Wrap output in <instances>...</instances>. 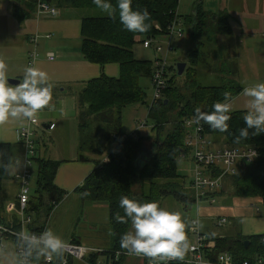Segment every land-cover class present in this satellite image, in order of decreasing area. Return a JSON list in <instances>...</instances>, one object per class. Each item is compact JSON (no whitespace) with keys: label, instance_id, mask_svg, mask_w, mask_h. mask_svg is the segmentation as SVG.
<instances>
[{"label":"trees","instance_id":"obj_1","mask_svg":"<svg viewBox=\"0 0 264 264\" xmlns=\"http://www.w3.org/2000/svg\"><path fill=\"white\" fill-rule=\"evenodd\" d=\"M9 1L12 3L11 14L19 20L36 14L37 0ZM45 1L58 9H98L93 0ZM111 2L113 5L116 4V0ZM177 5L178 0H132L134 9L146 8L150 13L152 26L146 33H133L123 29L119 23L118 10L115 19H110L106 14L81 15L82 58L100 65L101 68L107 63H116L119 66L118 77H108L101 72L98 77L86 81L79 91V104L85 108L81 114L93 116L94 119L102 115L108 122L113 119L114 125H107L108 131L104 135L96 129L94 135L80 143L79 151L83 145H88L94 154L107 152L108 161H98L96 167L85 177L82 185L76 188L82 200L107 205L112 233L111 251L115 253L126 251L120 247L119 237L132 230L131 221L120 224L115 219L117 214L123 215V209L119 207L122 195L134 197L140 202L154 200L158 203L170 196L184 208L189 204L194 205V195L189 197L184 191L186 188H191L190 182L186 183L177 168L178 157L186 150L183 119L194 117L197 108L211 112L214 103L224 101L226 92L231 94V99L241 91L239 86L231 87L234 80L223 81L221 86H201L194 76V69L187 68L186 65L184 71H186L187 81L184 87L188 88V93L180 94L178 92L180 87L174 83V80L167 79L162 98L150 105L145 90L139 84V79L142 77L151 79L154 63L151 60L135 58L132 47L145 38L163 35L175 17L181 18L177 13ZM207 18L209 20L219 18L221 26L213 30ZM215 18L207 17V14L201 10V4H197L195 14L184 18L188 39L195 41L209 27L212 32L227 34L229 32L228 16L215 15ZM211 40L212 36L207 41ZM199 43L203 44L200 41ZM197 57L198 51L193 50L190 63L194 66L198 63ZM169 70L177 72L176 67L173 66H168L167 72ZM222 70L227 71L224 67ZM134 103L148 107L147 116L152 122L150 134L145 138L140 135H125L122 138L124 135L120 130L122 110ZM245 114L246 111L231 112L229 128L224 133L213 130L203 123L204 134L209 136L214 144L218 143L216 139L220 138L222 147L254 145L259 148L258 158L250 163H238L236 173L229 177L236 196L258 197L264 206V133L256 135L254 130L249 129L248 137H240V129L246 127L243 119ZM166 125L169 126L167 129H165ZM86 126L87 123L80 124L79 128L83 129ZM151 132L154 134L151 135ZM161 132H164L162 138H160ZM114 135L117 138H114ZM95 137H98L97 140ZM109 138L115 140V144L111 147H108ZM146 140L150 141L152 151L140 162L138 155ZM12 148L8 144H0V189L4 179L10 177L14 164ZM79 155L84 156V154ZM33 163L37 170L35 194L30 196L26 212L34 213L31 217L32 222L28 225L29 231L40 233L48 213L60 202L64 193L54 183L59 161L35 156ZM219 171V167H215L214 175H218ZM0 200V223L11 225L13 229L19 230L20 221L17 215L7 218L4 214L5 205L1 198ZM189 226L190 224L186 227L188 233ZM209 236L215 242L212 257L222 251H228L235 261L253 260L255 257H260L264 261V233L244 235L238 231L234 236ZM245 241H248L247 246L244 245ZM97 254L98 252H90L87 260L93 262L92 258ZM71 260L69 257L65 264H71ZM111 260H114V255ZM61 261L62 259H54L51 264H62ZM32 263L37 264V261L33 259ZM39 264L49 263L42 257ZM171 264L184 263L176 261Z\"/></svg>","mask_w":264,"mask_h":264},{"label":"crops","instance_id":"obj_2","mask_svg":"<svg viewBox=\"0 0 264 264\" xmlns=\"http://www.w3.org/2000/svg\"><path fill=\"white\" fill-rule=\"evenodd\" d=\"M197 4H201V10L206 14H226L228 16L229 32L227 34L235 32L233 37L237 42L233 41V51L237 53V56H234L233 51L231 55H225L223 52L220 53L216 50V53L215 51L213 53L212 68L216 73H227L226 70H222L223 67L225 69L229 67L231 61L234 62L235 68L238 64V73L242 75L243 79H241L242 84L239 86L241 91L231 98L235 109L232 112L246 111L247 98L243 96V88L247 84L264 82V0H198L193 7V11ZM11 5V1L0 0V58H3L8 64V78H19L22 81L24 68L26 66H35L48 73L49 82L53 86L50 105L40 110L37 115L42 127L38 128L37 131L41 132L42 136L54 131H56V134L58 132L63 133L65 130L64 123L73 119L78 123H74L75 127L79 128L78 117L85 109L79 104V91L86 81L98 77L101 72L108 77H118V64L107 63L101 68L100 65L82 58L80 52L82 14L74 15L67 9L56 8L55 15L35 14L30 18L19 20L11 14ZM189 15H180V17H183L184 21V18ZM220 35H217L219 36L217 43L220 45L219 48H224L226 47V41ZM240 49L253 59L250 61L249 70L246 69L248 64L235 61L241 54ZM34 51L36 56L32 58L31 54ZM50 55H52L51 58ZM147 115L148 107L146 105L134 103L125 107L122 110L120 121V128L123 134L140 135L144 138L149 135V126H151L152 122ZM25 121L10 120L8 123L0 125V144H8L13 147L14 164L11 168L12 175L20 169L19 167L16 170L15 163V159L20 158L22 155L17 130ZM142 121L146 122V127L138 130V123ZM50 123L55 124L53 129L48 128ZM207 137L211 140L209 136ZM114 144L108 143V147ZM50 146L51 144L47 145L45 141L42 142L40 146L41 152L47 154ZM78 151L79 143L76 149L77 154L72 157L64 158L59 155L47 157V159L59 161L54 183L64 195L60 202L53 207V209H56L57 214H53V211L48 213L44 223L45 229L51 228L66 242L99 250L97 256L92 258L93 262L72 259L71 264H144V261L139 258H124V256L117 255L115 251H111V238L102 236L100 232L103 229L107 230L110 226L106 204L93 203L91 215L85 209H83L80 216L75 215L76 205L81 199L79 193L76 192V188L82 185L85 177L96 167V163L103 161L107 157V152L104 154L92 153V156H80ZM149 152V147L146 143L143 144L138 155L140 162L146 158ZM36 156L45 158V156L37 153ZM85 156L87 157L86 159L84 158ZM226 178L223 181L224 186L219 192L214 193V197L220 196L225 205H232L234 198L238 196L234 194L232 184L226 183ZM226 187L231 188L230 193L224 192ZM1 195L6 209L4 214L7 215V212L9 214L12 213V210L17 206V195L14 201L5 200L3 193ZM65 200L72 201L69 209H74V212L68 210L65 220L63 219L64 216L56 219L60 211L59 208ZM12 207L14 208L12 209ZM98 209H101L99 211L101 216L96 214ZM222 216L224 215H218L217 218ZM52 220L53 223H51ZM49 222L50 224L48 225L47 223ZM98 224L99 229L97 228ZM241 233L252 235L264 232L248 234L241 231ZM189 235H191L190 231ZM101 241H106L107 243L101 244ZM113 255L114 260L112 261Z\"/></svg>","mask_w":264,"mask_h":264},{"label":"rangeland","instance_id":"obj_3","mask_svg":"<svg viewBox=\"0 0 264 264\" xmlns=\"http://www.w3.org/2000/svg\"><path fill=\"white\" fill-rule=\"evenodd\" d=\"M9 1V0H8ZM198 0H178V5H177V12L178 14L180 13L181 16H186L189 15L193 12V7L195 3ZM206 5V3H205ZM62 10V9H61ZM71 11L74 15H91V16H96V15H101L104 14L102 13L99 9H68ZM207 17L209 18H215V14L209 15L207 14ZM182 18V17H181ZM207 22L211 26L213 30H217L221 26V20L219 18H215L214 20H209L207 18ZM211 28H207L202 32L201 35L197 37V39L194 41H190L188 37L185 36L182 38H176L174 37L172 39V43L174 45V50L172 52H169L167 55L166 53V48L164 45V42L166 43L168 40V36H159L158 40L161 42L163 46V50L160 54L156 53L150 48H144L142 46L141 41L138 43H135L132 47L133 53L135 58L140 59V60H151L154 61L155 58L157 57H162V56H169L168 59V66H173L176 67V64L178 62H184L187 65V68H192L194 69V76L199 82L201 86H221L222 82H228L230 80H234L233 84H231L232 88H236L237 86H240L242 84L243 77L240 73H238V64L235 68L234 62L231 61L229 63V67H226L227 73L226 75H223L222 73H216L213 71L212 68V61H213V53L216 50L218 52H223L225 55H231L233 51V44L237 42V40L234 39L233 35L235 32H232L231 34H223V33H216L210 31ZM218 34H221L220 36L223 37L226 41V47L219 48V44L217 43V40L219 39ZM210 36V37H209ZM211 41H207L209 38H211ZM199 41L203 44H200ZM197 50L198 51V63L196 66L192 65L190 63V58L192 57V51ZM241 50V54L239 55L238 59L236 58L235 61H241L244 62L246 65V69H250V64L253 59L250 56H247L244 54L243 50ZM234 53V56H237V53ZM185 65V66H186ZM227 76V77H225ZM225 77V78H222ZM167 79H173L174 83L179 86L180 88L178 89V92L180 94L186 95L188 93V88L184 87V83L187 81V75L186 71H183L182 74H178L175 71L169 70L167 72ZM139 84L142 86V88L146 92V98L150 101L152 98L154 91L152 88V82L151 79L148 77H142L139 79ZM77 120V117H76ZM79 124H85L87 123V126L83 129L81 128H76L74 123H77L74 119L72 121H67L64 123L65 130L64 132L60 133L58 132L56 134V131L48 133V135H41V132H36L34 135V140H35V151L37 154L41 156H45L47 158L50 155H59L60 157L68 158L74 156L76 153L77 145L79 143L83 142L85 139L90 138L91 135H94L96 129H99V133H104L107 130V125H114L113 119L108 122L102 115H98L97 118L94 119L93 116H88V115H83L79 114L78 117ZM78 124V123H77ZM78 126V125H77ZM152 126V123H151ZM149 126V128H151ZM169 126H165V129H167ZM121 130V128H120ZM162 133H160V138H162ZM154 133L151 132V135ZM53 135V138H52ZM98 137H95L97 140ZM219 141L218 143L214 144L213 147H222V140L220 138L216 139ZM47 145H50L48 147L49 152L42 153L41 152V144L44 142ZM50 141V142H49ZM110 144L115 143V140L113 138H109ZM146 145L149 147L150 151H152L151 143L150 141L146 140ZM144 143V144H145ZM21 146V144H20ZM92 146V145H91ZM83 148L78 151L79 154H84V155H93L91 151V147L86 145L82 146ZM95 147V146H94ZM22 149V146H21ZM51 149H53L51 151ZM51 151V152H50ZM185 155V156H183ZM192 152L190 149L186 148L184 153L178 157V162H177V168H178V173L186 180V183H189V181L193 177L192 173V167H193V162L191 160ZM36 178H37V170L36 166L33 163L32 165V178L29 184V196H32L35 194V184H36ZM226 183H229L230 185V177L226 178ZM3 185V186H2ZM224 186V185H223ZM20 191V184L19 180L14 178V175H12V172L10 173V177H7L4 179V181L1 184V189H0V198L2 199L1 193H3V198L5 200L9 201H14L16 199V195ZM186 192V195L189 197L193 196V190L191 188H186L184 190ZM224 192L230 193L231 188L226 187ZM1 201V200H0ZM65 200L63 204L60 206V211L58 212V215L56 216V219L59 217L64 216L67 218V211L71 210V212H74V209H69L70 208V203L72 202L71 200ZM159 204L161 207L167 208L171 211H180L182 214V218L186 224L191 221V219H197L199 217L200 219V229L202 232L206 233L207 235H211L212 237H217L221 235H228V236H234L238 231H243L246 233H261L264 232V206L262 204V201L258 197H243V196H238L234 198V201L232 205H225L224 201L222 198L216 197L215 202L211 203L209 200H201L197 204H189L186 208L182 206L179 202H177L174 198L168 196L162 200L159 201ZM3 205H5L3 203ZM93 205L92 202L89 201H84L80 199L78 201V204L76 205L75 208V215L80 216L83 212V209L88 210L90 212H93V209L91 206ZM256 208L259 209V211L256 210ZM101 209H98L97 215L101 216L100 211ZM4 211L6 212L5 206H4ZM12 213L7 212V218L11 215L15 216V210H12ZM53 214L56 213L57 211L54 208L53 210L50 211V213ZM52 214V216H53ZM26 215H29L31 217L34 216V213L32 212H26ZM51 215V214H50ZM218 215H224L222 217H226L227 222L223 226L217 225V219L220 218L217 216ZM51 216V217H52ZM50 217V221H51ZM47 218V217H46ZM81 218V217H80ZM261 218V219H260ZM49 219V218H48ZM260 219V220H258ZM53 223V220L52 222ZM48 225L50 224L47 223ZM97 228L99 229V224L97 225ZM109 229V230H108ZM107 230L103 229L101 230V235L104 237H111V229L110 226ZM188 241L190 242L191 240V235H189L188 232H186ZM81 242V241H80ZM101 244H106V241H101ZM110 242V241H109ZM76 244V243H73ZM133 258L137 259L138 257L134 255H128L124 256V258ZM135 261V260H134ZM0 263L1 264H16V257H15V248L14 245L11 242L6 243V248L2 251H0Z\"/></svg>","mask_w":264,"mask_h":264},{"label":"clouds","instance_id":"obj_4","mask_svg":"<svg viewBox=\"0 0 264 264\" xmlns=\"http://www.w3.org/2000/svg\"><path fill=\"white\" fill-rule=\"evenodd\" d=\"M96 7L110 19L116 18L123 29L133 33H146L151 29L150 13L146 8L134 9L132 0H93ZM53 14L55 10H53ZM53 86L48 73L35 66H26L22 81L12 86L8 78V64L0 58V125L10 120L34 121L40 110L48 107L52 101ZM231 94H224V101L212 105L211 112L195 110L194 123L207 124L221 133L227 132L234 111ZM246 100V127L240 129V137L246 138L249 129L256 135L264 133V82L247 84L243 88ZM255 156V155H254ZM21 161H16V170ZM26 200V197L24 198ZM119 207L123 215L117 214V223L131 221L132 230L119 237L120 247L137 256H145L159 264H168L170 260L183 261L191 245L186 234V224L180 211H171L161 207L157 201L140 202L136 198L122 195ZM112 234V233H110ZM21 249L16 264H32L35 259L39 264L43 257L51 264L54 259H62L67 242L51 228H46L39 235L22 230L16 234Z\"/></svg>","mask_w":264,"mask_h":264},{"label":"built area","instance_id":"obj_5","mask_svg":"<svg viewBox=\"0 0 264 264\" xmlns=\"http://www.w3.org/2000/svg\"><path fill=\"white\" fill-rule=\"evenodd\" d=\"M53 10L56 8L45 0H37L36 3V15L40 14H53ZM159 28L158 26H156ZM187 27L184 24L183 19L175 17L174 20L167 26L166 32L163 36H168V40L165 43L166 53L174 50L172 39L182 38L186 34ZM159 36L145 38L141 41L144 48H150L156 53L160 54L163 50L161 42L158 40ZM35 51L32 52L31 57L34 58ZM52 55H50V58ZM169 56L157 57L153 61L154 70L151 77L152 88L154 94L150 99V105L155 101L162 98L163 91L167 86V67ZM40 119L37 116L34 121L26 120L17 130L18 140L22 146V155L20 158L15 159V163L18 159L21 161L19 171L14 174V178L19 180L20 191L17 194V206L14 208L15 213L20 221V229L15 230L11 225H5L0 223V251L6 248V243L11 242L15 248V257L17 259L21 249L16 239V234L22 230H27L28 225L31 224L32 218L26 215L27 204L30 199L29 196V184L32 178V165L33 158L36 156L34 135L38 128H42ZM194 117H187L183 119V128L185 130L184 145L192 152L191 160L193 162L192 173L193 177L189 181L191 189L194 195V204H197L201 200H209L211 203L215 202L214 193L219 192L223 187V181L226 177L234 175L237 170V165L240 162L250 163L260 156L259 148L254 145H245L237 147H213L212 141L204 134V125L201 122L197 125L193 122ZM54 123H50L48 128L53 129ZM146 127V122L142 121L138 123L137 129ZM127 136V135H126ZM114 138H117L115 135ZM123 135L122 138H124ZM122 140V139H121ZM255 155V156H254ZM104 162L108 161L106 157ZM215 167H219L220 171L218 175H214L213 171ZM26 197V200L24 199ZM258 211V208H256ZM227 222L226 217H220L217 219V225L223 226ZM45 230V226L42 231ZM41 231V232H42ZM189 231L192 235V241L190 243L191 250L187 252L183 261H178L184 264H264V261L260 257H255L253 260L235 261L232 254L228 251H222L212 257L214 254L213 248L215 242L209 235L202 232L200 229V219H191ZM39 235V232L29 231ZM90 252H99V250L89 249L88 247L73 244L67 242V249L62 257V264L67 263L68 258L87 260V256ZM117 255L125 254L134 255L144 261V264H159L158 261H153L149 257L137 256L128 251L116 252ZM214 258V259H213ZM45 260V259H44ZM45 262L49 263L45 260ZM176 262V260L168 261V264ZM33 264V263H32Z\"/></svg>","mask_w":264,"mask_h":264},{"label":"water","instance_id":"obj_6","mask_svg":"<svg viewBox=\"0 0 264 264\" xmlns=\"http://www.w3.org/2000/svg\"><path fill=\"white\" fill-rule=\"evenodd\" d=\"M192 14H195V10L193 11ZM185 65L186 63L184 62H178L176 64V69H177V73L180 75L183 73L184 69H185ZM21 80L19 78H9V82L12 86H15L16 83L20 82ZM247 242L248 241H245L244 242V245L247 246Z\"/></svg>","mask_w":264,"mask_h":264}]
</instances>
